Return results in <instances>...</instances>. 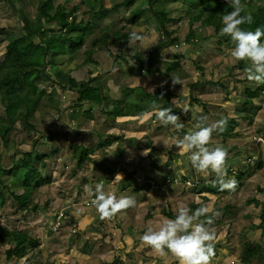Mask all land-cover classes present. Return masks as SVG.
Returning a JSON list of instances; mask_svg holds the SVG:
<instances>
[{"label":"rangeland","instance_id":"obj_1","mask_svg":"<svg viewBox=\"0 0 264 264\" xmlns=\"http://www.w3.org/2000/svg\"><path fill=\"white\" fill-rule=\"evenodd\" d=\"M89 1L96 10L100 6V0ZM101 1L103 8L110 11V14L106 19L98 20L101 28L95 35L97 38L107 36L105 39H108V35L112 33L108 31V27L121 23L120 19L128 18L129 8L125 0ZM77 3L80 1L54 0L53 5L69 9ZM39 4L40 0H0V29H2L0 31V63L2 55L6 52L5 45L10 39L13 40L15 47H20L26 44L24 37L27 35L34 43H38L45 29L55 30L57 35L59 34L55 20L52 24H48L43 17H38ZM86 9L89 10L88 5L83 4L78 13L82 14ZM128 26L132 31L141 34L142 39L129 40L128 43L122 42L124 51L130 47L134 51L142 50L147 53L154 44L159 42V39H161L159 46L167 44L166 38L158 36L153 30V24L145 23L143 17ZM33 28L36 35H30ZM147 28H150L149 33L145 32ZM174 31L180 36L181 46L170 47L160 53L159 56L162 58V61L158 62L162 70L160 74L144 75L135 71L132 68L134 64L130 55L127 56V62H124L123 51L119 52L110 38L105 46L94 54V64L88 63L73 71L72 75L80 79L77 81L79 83L77 89L72 91L69 89L64 93L59 92L58 88L51 90V86H56L54 79L57 76L54 73L47 82L37 79L36 85L40 89L48 87V92L53 94L51 96L57 101L59 109L57 114L51 101L45 97L44 101H48L47 114L31 113L32 117L41 114L42 124L36 128L29 129L26 126L28 124L24 116L25 110L22 111L21 107L22 102L26 103L30 96L25 93L22 79L10 87H0V133L8 129L6 137L18 145L15 148L10 144L8 150L0 148L2 168L6 169L18 160V151L28 152L34 147L40 149L38 147L40 144L48 143L40 139L38 145L35 144L32 140L37 139V133L53 132L58 139L52 141L54 142L52 145H61V148L49 153L51 154L49 157L46 156L47 148H41L44 162L49 166L43 171V175L50 178L52 183L39 186L36 190L37 196L34 195V201L43 205L50 197H53L54 202L50 204L49 210L39 214H14L16 212L11 209L13 203L10 199L3 207H0V223L11 230H31L39 240L35 249L40 251V255L32 257L33 251L26 250L22 254L17 253L18 255L11 259H6L7 246H0V264H45V262L49 264H103L105 262L118 264L114 262L115 259H120L121 264H156V261L170 264L171 259L176 260L171 254L161 256L153 252L141 242L140 237L148 227L156 230L165 219H174L179 207L185 206L187 202L185 194L188 190L183 187L185 183L178 182L176 178L178 167L183 173L189 174L193 189L199 190L204 181L216 179L214 174L210 176L197 174L192 169L187 154H182L176 146L178 140L183 138L180 132L184 130L188 133L194 125L189 126V123L182 122L181 129L162 124L148 126L147 119H138L139 116L135 118L109 116L108 112L114 108L115 100L124 99L121 91L125 87H140L147 91L161 85L162 82L173 83V80H176L183 86L176 92L187 95V85L198 78L204 79L206 84L204 83L201 92L193 91L196 94L194 96L197 97L196 101L199 105L203 104L210 113L222 116L231 105L240 112L239 103L246 99L245 90L250 85L255 94L252 98V114L257 120L263 121L264 84L258 85L248 81L244 71L246 61H232L230 50L234 45L230 37L219 39L215 37L212 28H203L202 39L209 38L203 42L197 41L190 44L185 42V37L189 34L187 24L175 25L172 29V32ZM197 33L200 34V31ZM48 35L52 36L51 33ZM90 41L91 37L84 39L82 47L92 48ZM25 50L28 52L29 47ZM65 55L57 54L62 59ZM175 61L178 68L170 71L166 77L163 69L166 71L172 63L175 64ZM125 73L132 76H125ZM91 75L98 76L100 81L107 82L106 86L108 85L111 90L110 92L107 87L108 99L102 104L78 102L79 92L83 90V85L88 83L87 80L91 78ZM69 77L70 74L65 76V85L69 84ZM147 94L151 95L150 92ZM6 97L20 99V104L14 109L2 101ZM128 97L129 102L139 111L142 102L137 98V94ZM189 100L186 96L184 101L188 104ZM157 104L161 108H167V105L161 101H157ZM71 117L75 119L72 120ZM152 119L148 118V123L153 121L159 123L155 117ZM26 131L29 132L28 136L25 134ZM241 132L245 136L239 141L237 139L227 142L221 141V135L214 132L208 145L209 148L220 146L227 150L225 165L227 171L243 172L239 180L227 172V178H235L237 187L234 191L219 195L221 198L242 192L253 195L257 184L264 190V176H255L252 171L255 163L254 154L262 151L260 159L264 161V149L261 144L254 142V133H245L243 130ZM125 133H129L131 138L120 137ZM107 139L112 142L105 145ZM71 143L92 150L80 166L77 165V160L72 158L73 154L69 147ZM49 145L47 144V147ZM147 149L151 151L144 155ZM76 151L79 152V148ZM180 154H182L181 157H178ZM117 174L122 177L115 178ZM253 176H255L253 178L255 183H252L254 186H250L247 179ZM97 183H103L104 191L117 198L132 197L136 201L135 206L117 214L111 220L102 221L95 207L85 202L91 196L87 188L90 187L94 191ZM217 199L219 201V197ZM257 199L264 200V195H258ZM249 210L242 215V225L249 226L246 233L251 235L254 242L264 246V237H259L261 229L250 230V225L259 222V210L254 204ZM261 212L264 214V210ZM217 213H219L218 208H215L213 213L215 222L212 224L214 226L219 219ZM231 236L233 235L231 234L229 238ZM239 262H242V259H239Z\"/></svg>","mask_w":264,"mask_h":264},{"label":"trees","instance_id":"obj_2","mask_svg":"<svg viewBox=\"0 0 264 264\" xmlns=\"http://www.w3.org/2000/svg\"><path fill=\"white\" fill-rule=\"evenodd\" d=\"M80 3L75 4L73 7L66 9L64 6H54V0H40V4L37 7L38 17L44 18L48 24H52V21H56V26L59 28L57 32L55 30L45 29L38 43H34L31 37L28 38V35L24 37L26 41L25 45L20 47H15L13 40H8L6 43V52L2 55V61L0 63V87L5 88L10 83L16 82L18 79H22L24 85L27 88V96H30L28 101L22 102V111L25 110V120L27 121L26 126L29 129L36 128L38 125H41L40 115L32 117L31 113L33 112H42L44 115L47 114L46 110L48 101H44L45 97L51 101L55 108V112L58 114L59 105L57 101L51 96L52 93L48 92V87H43L40 89L35 84V79H42L44 82L50 80L51 74L54 73L57 77L54 79L56 86H51V90L58 88L59 92H66V90H75L79 87L77 82L80 79H77L72 75L74 70L84 67L88 63H95L93 56L96 51L102 49L107 40L110 39L117 47L119 52L124 53L123 61L127 62V56L130 55V59L134 66L132 68L135 71L141 72L144 75L147 73L160 74L162 70L158 66V62L162 61L160 58V53L170 47L181 46L180 36L176 31L172 32V29L175 25L187 24L189 28V34L185 37V42L194 44L197 41L203 42L209 37L202 39L204 33H202L203 28H212L215 32V37L219 39L229 38L228 36H222L220 34V28L222 27L221 17L225 11H231L227 0H125L126 6L129 8L128 18L120 19L121 23L110 25L108 31L112 32L105 38H97L96 33L99 32L101 25L99 26L98 20L106 19L110 11H107L102 6V1L100 0V6L96 10L94 5L91 4L89 0H79ZM83 4L88 5L89 10L78 13V10ZM119 7V6H118ZM247 9L245 8V13ZM92 12V15H90ZM242 13V14H245ZM143 17L145 23H152L154 32L161 38L165 37L167 44L164 46H159V42L154 44V46L147 51H134L130 47L124 51L122 42L128 43L130 34L133 32L132 29L128 26L130 23H134L138 18ZM204 17V19H202ZM94 18V21H93ZM30 24V22H29ZM246 30L254 31L256 27H264V20L253 18L252 25L242 26ZM2 29H0L1 31ZM200 31V34L197 32ZM146 33L150 32V28H147ZM51 33L52 36L48 34ZM30 35H36L34 28ZM141 36V34H138ZM91 37L90 45L92 48L85 49L83 48L84 39ZM118 41V42H117ZM264 42V38H262ZM26 47H29V51L25 50ZM61 53L65 55V58L62 59L58 57L57 54ZM68 53V55H67ZM178 68V64L175 61V64L172 63L170 68L163 69L164 74L167 75L170 71H175ZM88 71V70H86ZM70 74L69 84L65 85V76ZM83 76V74H82ZM125 76H132V74L125 73ZM107 77V76H106ZM83 79V78H81ZM88 83L83 85V90L79 92L78 102L88 101L89 104L98 105L102 104L108 99L107 96V87L109 86L107 82L100 81L98 76H92ZM206 84L205 80L196 79L192 83L188 84L187 95L183 97V100L186 99V96L189 97L188 105L190 107L199 106L196 101L193 91L201 92V89ZM181 83L157 85L154 87V91L151 95L147 94V91L140 87H125L121 91L124 95L123 100H115L114 108L108 112L109 116H121V117H131L135 118L139 116L140 113L149 111L150 104L155 101H161L165 104L163 99L162 92L167 91L171 93L173 91L175 95V90H180L182 88ZM110 90V88H109ZM111 92V90H110ZM137 94V98L141 101V107L138 109L134 104L129 102V95ZM53 95V94H52ZM60 95V93H59ZM254 93L251 90L250 85L247 86L245 90L246 99L240 101L239 106L241 108L240 112L243 114H252L253 111V102L252 98ZM162 97V98H161ZM20 99L15 97H6L2 101L9 105L10 107L16 109ZM204 111H208L205 106L202 104ZM170 108L173 114L178 115V111L175 108ZM72 120L75 117H71ZM151 120V119H150ZM49 122V121H47ZM205 126L208 124L204 123ZM8 129L0 133V148H5L8 150V146L11 144L13 147L17 148L18 145L14 141L6 137ZM217 134L221 135V141H223V136L219 131H216ZM182 136L185 133L180 132ZM26 136L29 132L26 131ZM37 139L32 141L38 145V141L44 140L48 143L40 144L37 148H32L28 152L18 151L19 158L13 163L10 167L4 169L0 166V206H2L6 197L10 196L16 203L14 214H36L37 209L33 204L34 195L37 196L36 190L39 186H42L48 183L49 178L43 175V171L49 168L48 164L44 162V157L41 148H47L46 153L51 156V152L61 148L60 144L52 145V141L57 140L58 136L54 135L53 132L44 131L37 133ZM120 137H124L121 135ZM42 142V141H41ZM112 140L107 139L105 145L110 144ZM47 144H50L47 147ZM71 148V154H73L74 159L77 160V165L80 166L85 161V158L90 155L92 152L91 149L85 148L76 143H71L69 145ZM79 148V152L76 149ZM180 154L178 157H181ZM178 161V160H177ZM183 162V160H181ZM253 174L257 176H264V163H256L252 167ZM229 172V171H227ZM241 177L240 174L236 176V179L239 180ZM199 190L208 191L216 195H223L227 191H219L218 187L212 186V181H204ZM260 192L263 193L264 190L261 188ZM256 190V193L259 192ZM249 202L253 203L255 207H259V222L257 224L250 225L252 230H259L260 236L264 237V214L261 212L264 210V203L258 202L257 198L254 195H249ZM35 202V201H34ZM199 206H192L191 209L194 211ZM102 225V223H100ZM243 230L247 232L249 226H243ZM228 236L231 235L230 232L227 233ZM241 242H245V233H242ZM39 240L35 237L31 230L28 229H16L11 230L2 223H0V245L7 246L6 254L10 253H20L22 254L26 250H32V257L40 255V251L35 249L38 246ZM248 248L245 250L244 254H249L252 257L256 248L255 244H248ZM243 249L241 245L238 246V254L241 253ZM249 257V258H250ZM172 258V257H171ZM170 258V259H171ZM252 259H242V264H250ZM260 263L264 259H257ZM114 262L121 264L120 259H115ZM170 264H177V261L173 258L170 261ZM45 264H49L45 262ZM109 264V263H103ZM156 264H166L163 261H156ZM210 264H214L213 258H211Z\"/></svg>","mask_w":264,"mask_h":264},{"label":"clouds","instance_id":"obj_3","mask_svg":"<svg viewBox=\"0 0 264 264\" xmlns=\"http://www.w3.org/2000/svg\"><path fill=\"white\" fill-rule=\"evenodd\" d=\"M227 3L231 11H225L221 17L220 34L231 38L234 45L230 50L231 59L233 62L246 61L244 71L248 81L258 85L264 84V42H262L264 27H256L254 31L246 30L242 26L252 25L253 16L245 13V5L241 0H227ZM129 39L141 40L142 37L133 31ZM176 83L178 81L173 80V84ZM152 116H155L156 121L162 125H172L176 129L183 128L180 116L173 114L170 108H161L155 101L150 104L149 111L139 114L138 119H148ZM226 125L227 120L221 119L205 126L202 118L192 130L178 140L176 145L182 154H187L191 167L197 174L215 175L216 179L212 181V186L218 187L221 192L234 191L237 181L235 178H227L225 166L227 150L220 146L209 148L208 145L212 134L216 131L222 132ZM257 139L264 142L262 138ZM150 151L147 149L143 154L147 155ZM117 177L122 176L117 174L115 178ZM87 191L95 197L91 200V204L102 221L111 220L136 204L130 196L117 198L113 194L106 193L103 183H97L94 191L90 187ZM199 203L200 206L194 211L189 207L180 206L175 218L165 219L156 230L148 227L140 237L141 242L158 255L171 254L176 258L177 264H210L215 254L216 237L210 227L213 224V218L208 215V206L202 202Z\"/></svg>","mask_w":264,"mask_h":264},{"label":"bare ground","instance_id":"obj_4","mask_svg":"<svg viewBox=\"0 0 264 264\" xmlns=\"http://www.w3.org/2000/svg\"><path fill=\"white\" fill-rule=\"evenodd\" d=\"M241 2L243 5H245V8L247 9L246 12L250 13L253 16V18H255L256 20L257 19H261L262 21L264 20V0H241ZM0 74H1V69H0ZM36 80L37 79H35V84H36ZM14 83L15 82L10 83L9 85H7V87L12 86ZM165 84H171V82L169 83L168 81L162 82L161 86ZM153 91L154 88L147 89V92L152 93ZM25 93H27L26 86H25ZM162 95L165 104L168 107L177 109L178 116H180L181 122L189 123L190 126V125H195L198 121H200L203 118L204 123L209 125L215 121L226 119L227 125L225 126L222 132L219 131L223 136L224 142L237 140V139L239 141L241 137L245 136L241 132L243 130L245 131V133H250V134L254 133V137H253L254 142L259 145L261 144L262 148L264 149V142H261V140L257 139L258 137L264 139V120L263 121L257 120L253 114L238 113L235 110L234 105H231L227 107L228 111L225 113V115L223 116L216 115L210 113L209 111H204L202 105H199L197 107H190L188 104H186L184 100H182L185 94L184 95L179 94L176 92V90H175V95L173 91L171 93L167 91H163ZM211 114L213 116H211ZM152 117L149 119L153 120ZM176 173L175 174L178 182L185 183L183 187L184 189L188 190V192H186L185 194V200L187 201L185 203V206L189 208H191L192 206H200L199 202H202L203 204L208 206L209 208L208 215L213 218V222H215L213 213L215 212V208H218V212H219L218 213L219 219L217 220L218 223L215 226L214 225L210 226L214 231L215 236H219L223 231L229 230L233 236H236L239 239H241L242 229H243L242 215L247 210L250 211L249 208L253 206V204L249 202L250 196L242 192L239 194H230L225 196L224 198H221L219 195H216L208 191L198 190L196 188L193 189L189 174L188 173L185 174L182 171H180L179 167L176 169ZM51 183L52 181L49 178V181L48 183H46V185ZM217 197H219V201ZM94 198L95 197L91 195L86 199L85 202L91 204V200ZM8 199H10V201L13 203L11 209L13 210V212H15L16 203L14 200L11 199L10 196L6 197L5 203L0 207H3ZM53 202H54L53 197H50L46 202H44L43 205H40L33 201V204L36 206L37 209L36 214L46 213L50 208V204ZM17 255H18L17 253H10L7 255L6 259H11ZM238 258L248 259L249 255L240 254L238 255ZM261 259H264V255L261 257Z\"/></svg>","mask_w":264,"mask_h":264},{"label":"crops","instance_id":"obj_5","mask_svg":"<svg viewBox=\"0 0 264 264\" xmlns=\"http://www.w3.org/2000/svg\"><path fill=\"white\" fill-rule=\"evenodd\" d=\"M152 124V125H151ZM147 125L148 126H159L160 123H157V122H150L148 123V119H147ZM129 133H125V136L124 138L126 139H129L131 138V136L128 135ZM262 155V151L260 153H255L254 154V159H255V163H264V161L262 159H260ZM259 159V161H257ZM246 169V167H245ZM230 174L234 175V176H237L238 174H242L243 172H241L240 170H236L235 172H232V171H229ZM257 176V175H255ZM251 177L247 180H249L250 182V186H254L252 183H255L253 181V178L255 177ZM260 189V186L259 184L255 185V194H253L256 198L258 195H264V192L263 194H260L261 190ZM256 190H259L258 193H256ZM258 202H261V203H264V200H259L257 199ZM260 207V206H259ZM259 207H256L257 210H259ZM252 231V229H250ZM254 231V230H253ZM255 231H258V230H255ZM228 231L225 230L223 231L219 236H215V241H214V256L212 257L213 260H214V264H242V262H239V258H238V255L240 254H244L245 250L248 248L247 246V243L250 245L251 243L252 244H255L256 245V248L254 249V253L252 255V257H250V253L248 254L250 258L248 259H252L251 260V263L250 264H264V261L262 263H260L257 259H261V257L264 255V246L258 244V242H254L252 239H251V235L249 233H246L243 229H242V233H245V242H241L239 241V238L236 237V236H231V238H229L230 236H228ZM249 234V236L247 237V235ZM223 235H225L223 237ZM260 237V235H259ZM264 240V238H263ZM241 245V248L243 249L241 251L240 254H238V246ZM1 246V245H0Z\"/></svg>","mask_w":264,"mask_h":264}]
</instances>
